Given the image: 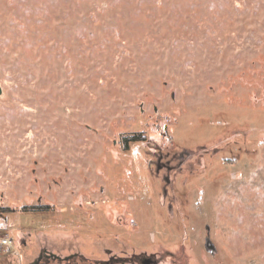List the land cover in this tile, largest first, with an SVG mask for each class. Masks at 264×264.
I'll return each mask as SVG.
<instances>
[{"label": "rangeland", "instance_id": "obj_1", "mask_svg": "<svg viewBox=\"0 0 264 264\" xmlns=\"http://www.w3.org/2000/svg\"><path fill=\"white\" fill-rule=\"evenodd\" d=\"M0 88V264H264V0H0Z\"/></svg>", "mask_w": 264, "mask_h": 264}, {"label": "trees", "instance_id": "obj_2", "mask_svg": "<svg viewBox=\"0 0 264 264\" xmlns=\"http://www.w3.org/2000/svg\"><path fill=\"white\" fill-rule=\"evenodd\" d=\"M145 141V135L143 134H134L132 136H130L129 138H125L122 142L123 144V149L124 150H128L129 148H131V146L135 143H140ZM140 263V261H138Z\"/></svg>", "mask_w": 264, "mask_h": 264}, {"label": "water", "instance_id": "obj_3", "mask_svg": "<svg viewBox=\"0 0 264 264\" xmlns=\"http://www.w3.org/2000/svg\"><path fill=\"white\" fill-rule=\"evenodd\" d=\"M0 92H1V88H0Z\"/></svg>", "mask_w": 264, "mask_h": 264}]
</instances>
